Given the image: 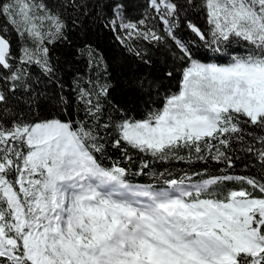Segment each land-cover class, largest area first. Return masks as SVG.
I'll use <instances>...</instances> for the list:
<instances>
[{"label": "snow or ice", "instance_id": "snow-or-ice-1", "mask_svg": "<svg viewBox=\"0 0 264 264\" xmlns=\"http://www.w3.org/2000/svg\"><path fill=\"white\" fill-rule=\"evenodd\" d=\"M0 264H264V0H0Z\"/></svg>", "mask_w": 264, "mask_h": 264}, {"label": "trees", "instance_id": "trees-1", "mask_svg": "<svg viewBox=\"0 0 264 264\" xmlns=\"http://www.w3.org/2000/svg\"><path fill=\"white\" fill-rule=\"evenodd\" d=\"M108 35H110V34H108ZM128 62H131V58H128ZM154 167L157 171H163L165 168H169V169H172V170L179 172V171H185V170L186 171H192L193 169L204 171L207 166H205L201 162H196L194 164L189 165V164H185L182 162L173 161L169 164L157 163L154 165ZM208 171H218V167L215 164H213L210 167H208ZM133 179L136 181H141V182H145L148 180L147 177H134Z\"/></svg>", "mask_w": 264, "mask_h": 264}]
</instances>
